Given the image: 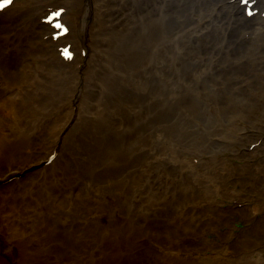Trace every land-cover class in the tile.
<instances>
[{
  "label": "bare ground",
  "instance_id": "1",
  "mask_svg": "<svg viewBox=\"0 0 264 264\" xmlns=\"http://www.w3.org/2000/svg\"><path fill=\"white\" fill-rule=\"evenodd\" d=\"M12 1L0 12V264H181L184 246L198 264H239L245 232L232 249L204 230L235 209L251 234L264 228V0L252 17L241 0ZM249 170L260 184L230 180Z\"/></svg>",
  "mask_w": 264,
  "mask_h": 264
},
{
  "label": "rangeland",
  "instance_id": "2",
  "mask_svg": "<svg viewBox=\"0 0 264 264\" xmlns=\"http://www.w3.org/2000/svg\"><path fill=\"white\" fill-rule=\"evenodd\" d=\"M81 22H84V17L81 19ZM8 60H9V63L13 64V68L14 69H17L19 68L20 64H21V55L19 53H11L10 55L7 56ZM27 115H29V109H26L24 111V116L26 117ZM24 117V118H25ZM6 118V117H5ZM8 120V118H6ZM5 122V121H4ZM240 146V147H239ZM256 145H250V149H252L253 147H255ZM219 147V146H218ZM239 148L242 149V151H245L247 145H238ZM221 155L225 154V153H228V150H223L222 152H219ZM198 159V158H197ZM232 162L235 163L237 161V159H234L232 158ZM202 160V159H201ZM197 162V161H195ZM198 165V164H197ZM20 175V178L22 176V174H19ZM261 175L264 177V174L261 173ZM258 176V172L257 173H254L252 174L251 171L249 170L248 172H244L242 175L240 176H231L230 177V180L234 181V179H236L237 177L238 178H241V179H247L248 181L249 180H257V182H259V184L262 182V181H258V179H256ZM19 178V179H20ZM17 182H19V180L17 179ZM256 189H258V186L255 187ZM225 200L227 202L230 201V197L229 198H225ZM233 203L236 205V206H239L241 207L242 206V202L238 203L237 200L233 201ZM259 218H260V214H259ZM258 221H263V220H258ZM256 222V221H255ZM220 227L219 228H210L208 227L207 229L204 230V234L205 236H208L209 238H212V239H215L217 240L218 242H222V240H224V242L226 244H229V245H233V242L235 239H238L240 238L242 235H239L240 233L244 234L246 233V238L242 239V247H240V249H238V253L235 254L237 256V259H239V261L237 260V263L239 264H257V263H260V264H264V257L260 258V250L259 248L261 247V245L259 246V241H260V238L261 237V234L264 233V228L261 229L260 228V225H255L253 227H258L260 230L258 231L259 233L258 234H251L254 233L253 230H251V225H250V222L248 220V217L242 213V212H239V210H233L232 212L229 213V217L228 218H225L224 220H222V222L220 223L219 225ZM229 229H232L234 230V235H233V238L231 237L230 239H223L221 238V233L226 231V230H229ZM246 230V231H245ZM245 232V233H244ZM248 235H251V236H255V240L257 239L258 242H254L253 239H249L247 238ZM259 236V237H258ZM203 239L200 238V242L202 243ZM5 235L3 233V231L0 230V249L3 251H5L6 249L4 248L5 247ZM258 243V245L256 246V244ZM263 245V244H262ZM161 246H163L161 244ZM233 246L231 247L233 249ZM259 247V248H258ZM185 248H188L190 249L188 246H184V249ZM182 250L183 251V255L181 256V264H198L196 262H194L192 259V257L188 256L185 254V250ZM18 251V248L16 246L13 247V250L8 252V253H5L4 255L10 259V260H14V253H16ZM162 252V250H161ZM263 253V256H264V252Z\"/></svg>",
  "mask_w": 264,
  "mask_h": 264
},
{
  "label": "snow or ice",
  "instance_id": "3",
  "mask_svg": "<svg viewBox=\"0 0 264 264\" xmlns=\"http://www.w3.org/2000/svg\"><path fill=\"white\" fill-rule=\"evenodd\" d=\"M0 7H3V4H0Z\"/></svg>",
  "mask_w": 264,
  "mask_h": 264
}]
</instances>
